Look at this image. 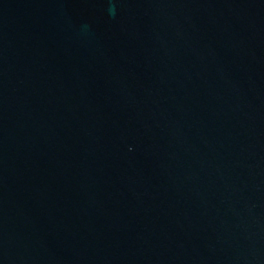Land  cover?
I'll list each match as a JSON object with an SVG mask.
<instances>
[{
  "label": "water",
  "instance_id": "water-1",
  "mask_svg": "<svg viewBox=\"0 0 264 264\" xmlns=\"http://www.w3.org/2000/svg\"><path fill=\"white\" fill-rule=\"evenodd\" d=\"M0 264H264V0H0Z\"/></svg>",
  "mask_w": 264,
  "mask_h": 264
}]
</instances>
